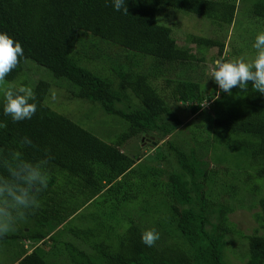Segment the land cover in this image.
I'll return each instance as SVG.
<instances>
[{
	"label": "trees",
	"instance_id": "obj_1",
	"mask_svg": "<svg viewBox=\"0 0 264 264\" xmlns=\"http://www.w3.org/2000/svg\"><path fill=\"white\" fill-rule=\"evenodd\" d=\"M253 2V16L264 20V0ZM125 4L127 15L115 11L111 0H0V32L24 49L6 77L9 85L0 88V123L6 124L0 128V158L12 151L31 162L49 158L41 207L16 224L19 234H7L0 243H23L14 264H54L62 257L70 264H229L226 239L239 234L246 241L245 264H264V94L251 83L244 92L237 87L231 94H218L216 83L208 90L202 79L185 78L183 69L205 62L212 48L222 56L225 43L192 36L180 46L160 21L163 9L170 8L226 30L234 23L237 0ZM82 35L141 57L140 70L120 66L112 78L102 67L90 68L86 63L94 60L78 52ZM28 61L65 80L73 99L121 119L128 126L125 132L109 144L55 111L48 101L52 85L44 79L31 80L32 87L28 80L21 84L29 85L36 97L31 119L14 122L4 115V90L21 81ZM129 93L135 101L129 98L130 106L123 110ZM173 105L183 110V118ZM190 117L201 152L210 149L212 162L201 159L198 147L186 149L183 142L168 139ZM199 118L204 122L195 126ZM149 135L156 140L147 162L139 164L140 157L121 150L128 140ZM24 137L32 144H22ZM226 196L230 199H222ZM131 201L144 215L126 223L120 209ZM241 208L257 209L253 218L258 227L251 235L230 222V214ZM150 217L158 221L160 236L152 247L141 241L143 221Z\"/></svg>",
	"mask_w": 264,
	"mask_h": 264
},
{
	"label": "rangeland",
	"instance_id": "obj_2",
	"mask_svg": "<svg viewBox=\"0 0 264 264\" xmlns=\"http://www.w3.org/2000/svg\"><path fill=\"white\" fill-rule=\"evenodd\" d=\"M254 0H237V10L234 19L233 25L226 30L221 29L220 27L214 25L208 19L202 18L200 16L188 15L180 10H174L170 8L163 9L161 13L160 21L161 23L169 26L172 29L173 36L177 40L180 46H186L188 44V38L192 36L206 37L215 40H219L225 43L226 51L222 56H219V48H212L208 51L206 56V61L203 63H196L190 68L183 69L185 72L184 77L190 80L200 82L203 80V84L207 87L208 90L212 88V84L215 83L211 79L210 70L212 65L217 59L231 60L234 58H244L246 61H251L255 55V49L253 44L255 42L256 35L264 31V20L258 19L253 16L252 10L255 2ZM80 43L78 45V52L81 53V56L84 54L88 57V60H94L92 62L88 61L86 63L92 69L103 68L106 75H115V69L120 68V66H127V68L138 72L140 70V65L142 63L141 57H134L132 54L124 51L123 49L115 46L105 45L101 42L96 43L94 38L90 35H82ZM195 49L196 46L192 45ZM98 52V55L95 56V52ZM25 65V75L21 81L14 82V87L22 86L21 84L24 80L29 81L31 85V80L35 82L39 79L47 80L51 83L52 88L50 96L48 98L49 105L57 112L66 114L77 124L83 128L94 132L99 138L103 139L109 144H113L116 140L118 134L125 132L127 129V124L124 123L121 119L107 115L101 107L90 108V104H83L78 102L77 99H73L72 89L68 86V83L65 80H58L46 69L42 67H37L32 61L26 62ZM132 63H135L136 66H133ZM180 71V70H179ZM177 73V72H176ZM180 73V72H179ZM177 76H181L178 75ZM174 74V77H177ZM113 78V76H112ZM9 83H4L2 86L5 88ZM27 85V87H30ZM33 85V84H32ZM31 85V87H32ZM0 86V88H2ZM218 87V85H217ZM217 93H222L219 89ZM226 94H229L225 92ZM55 97V98H53ZM135 101V97L132 94H127L125 97V103L122 104V109H128L130 106V99ZM129 104V106H128ZM206 106L209 108L210 105L206 103ZM172 109L176 112L177 115H180L183 118V110L172 106ZM192 117L184 119V124L179 127V129L168 139L179 140L183 142L181 147L189 149V147L195 146L198 147V152L200 153L201 159L205 162H212L211 150H203L201 152L200 144L197 143L195 135L199 134L197 131L193 130ZM195 126H200L203 121V118H199L196 121H193ZM209 124L207 123V126ZM206 127L204 124L203 128ZM199 127L197 128V130ZM153 136L149 135L145 138L135 137L132 140H128L123 147L122 151L129 153L130 155H137L141 158L138 160L140 164L141 161H148L152 154L154 153L153 146L151 147V142L156 139H152ZM147 139V140H146ZM146 140V142H143ZM160 145H164V142H161ZM172 160V158H171ZM152 161V160H151ZM150 161V163H152ZM213 165V163H212ZM222 199H230V196L223 197ZM221 201V199H219ZM135 201H131L128 204L124 205L121 213L125 217L126 223H128V218H139L140 214L144 215V212H137L134 208L137 207ZM91 207V206H89ZM87 207V208H89ZM257 209H238L235 213L230 214V222L235 225L237 231H241L243 235H251L255 232V228L258 227V224L253 218L254 213ZM128 215V216H127ZM160 217V216H159ZM158 217V220L161 219ZM162 221V220H161ZM158 221L154 218H145L143 221L142 227L144 230L155 229L158 231L157 227ZM23 225L20 224V227ZM25 230L28 231L29 228L25 227ZM19 234L20 231L13 229L9 232V235ZM260 234L264 235V232L261 231ZM65 240H70L68 237H64ZM241 235H231L226 239V249H225V260L229 264H245L246 263V241ZM25 248L28 251L31 249L30 242H26ZM51 246H46V250H49ZM24 251V245L20 240H8L5 243H0V264H14L17 262ZM64 255V254H63ZM53 260L54 264H70V261L67 257H62L60 259L55 258Z\"/></svg>",
	"mask_w": 264,
	"mask_h": 264
},
{
	"label": "clouds",
	"instance_id": "obj_3",
	"mask_svg": "<svg viewBox=\"0 0 264 264\" xmlns=\"http://www.w3.org/2000/svg\"><path fill=\"white\" fill-rule=\"evenodd\" d=\"M111 4L115 11H123L125 15L129 13L125 0H111ZM253 48L255 55L250 62L244 58L217 59L214 62L210 70L211 79L222 92L231 94L232 89L237 87L244 92L251 83L256 92L264 94V31L256 35ZM23 55L22 44L7 33L0 32V86L18 66ZM3 98V113L14 122L31 119L37 111V104L32 102L36 97L31 87H8ZM2 127L6 124L0 123ZM21 143L31 145L32 141L24 137ZM48 163V157L36 162L28 161L19 151L9 152L7 157L0 158V169L6 172V175L0 173V238L41 207L39 194L49 184ZM159 238L155 229L141 234L142 243L148 247L154 246Z\"/></svg>",
	"mask_w": 264,
	"mask_h": 264
}]
</instances>
